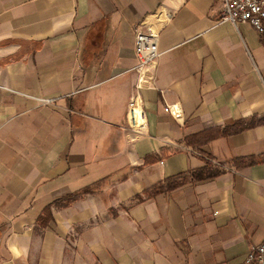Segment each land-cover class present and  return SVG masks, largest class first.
<instances>
[{
	"label": "crops",
	"instance_id": "crops-1",
	"mask_svg": "<svg viewBox=\"0 0 264 264\" xmlns=\"http://www.w3.org/2000/svg\"><path fill=\"white\" fill-rule=\"evenodd\" d=\"M159 13L130 142L134 29ZM219 13L215 0H0V264H242L263 241L264 42ZM235 123L248 127L219 135Z\"/></svg>",
	"mask_w": 264,
	"mask_h": 264
},
{
	"label": "built area",
	"instance_id": "built-area-1",
	"mask_svg": "<svg viewBox=\"0 0 264 264\" xmlns=\"http://www.w3.org/2000/svg\"><path fill=\"white\" fill-rule=\"evenodd\" d=\"M215 1L220 5L217 23H227L235 28L249 25L264 42V0ZM166 17L165 13L155 14L153 19L143 20L134 29L136 64L128 73L134 78L135 85L127 104L124 124L130 142L144 133L147 120L140 92L153 85L160 56L157 49V27L164 23ZM163 111L177 122L182 119V107L179 103L165 105ZM207 160L211 162L210 159ZM242 264H264V239L249 249Z\"/></svg>",
	"mask_w": 264,
	"mask_h": 264
},
{
	"label": "trees",
	"instance_id": "trees-1",
	"mask_svg": "<svg viewBox=\"0 0 264 264\" xmlns=\"http://www.w3.org/2000/svg\"><path fill=\"white\" fill-rule=\"evenodd\" d=\"M253 122H251L248 126L252 127L253 126ZM248 126H244L240 123H235L233 124L232 126H229L228 128L224 129L221 133H219L220 136H227V135H230L232 133H238V132H241L243 131L244 129H246ZM193 175L192 174H189V175H180L178 177H175L173 179H169L166 183V186L165 187H159L155 190L154 193H151L150 196L152 195H155V194H159V193H163V192H169V191H172L182 185L185 184V182L187 181V178H190L193 179L192 177ZM195 179H197L196 177H194ZM90 190L87 188V189H84L83 191L80 192V194H86L88 193ZM76 196H74L72 199H75ZM70 200H67L65 202V204L69 203ZM45 220H49V218L45 219ZM44 223V222H42Z\"/></svg>",
	"mask_w": 264,
	"mask_h": 264
}]
</instances>
